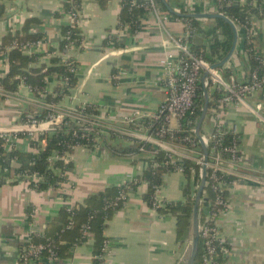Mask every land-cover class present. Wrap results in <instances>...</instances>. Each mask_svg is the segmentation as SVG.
Segmentation results:
<instances>
[{
	"label": "crops",
	"instance_id": "1",
	"mask_svg": "<svg viewBox=\"0 0 264 264\" xmlns=\"http://www.w3.org/2000/svg\"><path fill=\"white\" fill-rule=\"evenodd\" d=\"M66 2H8L6 18L0 20V49L6 35L22 34L25 22L35 19L38 24L30 33L41 37L40 44L23 50L26 55L38 56L34 66L48 67L54 56L61 57L63 62L71 58L77 66V86L56 104L60 110L89 105L115 123L137 111L148 119L156 115L166 99L161 61L168 54H177L171 39L183 37L186 25L158 5V14L148 12L141 16L138 34L131 30L121 32L118 26L122 0H108L105 4L85 0L79 23L83 42L74 50H60L62 30L71 25V18L64 11ZM169 4L177 13L183 11V14L219 12L215 0H169ZM199 21L203 26H211L210 32L213 31L214 20ZM252 33L255 53L264 57V18L256 20ZM238 35L236 51L224 67L231 71L228 81L234 79L237 83H247L252 64L243 50L244 33L238 30ZM8 66L9 53L0 52L2 77L7 75ZM60 85L62 82L58 77H48L45 92L52 94ZM0 91L10 95L7 98L0 94V127L20 122L28 107H37L31 103L32 98L36 99L32 88L24 80L15 93H6L1 86ZM246 101L253 108L262 105L264 115V89ZM222 125L229 130L236 129L238 149L243 158L236 172L231 166L223 165L242 179L228 191L230 210L219 221L221 235L230 250L223 256V264H264V123L246 106L233 104L224 110ZM171 128L177 131L178 122L173 121ZM214 128L211 113L204 120L201 133L208 135ZM116 143L123 147L128 144ZM40 147L45 144L21 135L14 150L36 153ZM151 161L150 154L114 156L103 145L95 148L79 146L71 155L73 167L66 173L67 181L41 192L30 187L27 181H4L0 170V264H19L27 243L34 237H44L63 208L82 205L90 196L125 186L141 175ZM185 184L184 173L165 174L161 200L183 201ZM147 192L145 183L130 191L123 208L108 222L104 232L108 242L104 264L185 263L189 243L187 240L184 243L178 241L176 218L171 214L160 215L150 208L144 198ZM73 238L67 236L66 240ZM94 245L92 235L73 246L68 257H42L35 264H93Z\"/></svg>",
	"mask_w": 264,
	"mask_h": 264
},
{
	"label": "trees",
	"instance_id": "2",
	"mask_svg": "<svg viewBox=\"0 0 264 264\" xmlns=\"http://www.w3.org/2000/svg\"><path fill=\"white\" fill-rule=\"evenodd\" d=\"M10 1L12 0H0V20L6 18V7ZM84 1L67 0L64 11L67 14L72 9L81 11ZM97 1L100 4L108 2V0ZM138 1L140 4L146 2V0ZM131 2L132 0L122 1L120 23L123 26L130 27L132 33H134L141 29L140 18L148 12L141 8L137 9L132 7ZM220 2L219 12L231 19L236 24V27L245 30L246 38L243 43V50L249 55L252 64L249 78L255 70H258L260 76H263L264 70L255 56L254 38L249 37V33L252 28V22L264 18V0H246L245 3H237L232 0H220ZM157 3L164 10L167 9L162 0H157ZM183 13L182 11L181 14ZM174 16L182 21L186 25V28H191L194 35L205 32L199 20L182 17L177 14ZM37 24V20L29 19L24 24L22 34L18 33L13 35V33H9L3 38L0 52L9 53V66L7 75L5 77L0 75V86L6 93H15L22 83V80H24L26 84L31 86L36 99L43 103L58 104L77 86L78 80L76 75L70 71V60L63 62L61 57L54 56L50 59V66L43 65L38 68L34 66L38 56H29L23 53L21 46L36 44L41 41L40 36H35L30 33L31 29ZM207 34L206 44L203 47L193 45L192 38V50L201 55L210 64L223 61L233 45L234 34L231 27L224 20L216 19L214 20L213 31H209ZM62 36L64 39L60 43V50H63L69 42H74L77 48L81 46L82 37L78 28L66 26L62 30ZM219 71L226 80L230 78V69L222 67ZM53 76L58 77L62 85L50 94L47 91L45 92L46 78ZM221 95V90H217L211 95L212 101L210 102L209 116L211 115L213 101ZM203 102V90L201 89L192 113L182 121V128L168 138L172 144L186 150H191L195 155L197 153H204L199 140L195 137V129L201 116ZM50 112V110L44 108L28 107L21 116V122H26L31 119L44 120ZM86 113L88 115H97L99 112L97 108L86 105ZM162 123H155L153 131H158ZM216 129L214 128V131ZM223 130L226 131V134L221 138V144L213 141L208 147L209 163L213 162L215 156H212V152L222 151L223 153L226 148L233 146L234 143L239 144L238 135L233 134V132L225 127H223ZM84 133L86 134L84 127L78 126L75 121L67 118L65 124L56 133L38 139L39 141L46 140V145L43 148L40 147L36 153L15 150L7 152L4 148V141L0 139V168L2 179L17 183L26 181L20 178L22 175L32 176L38 174L45 180L38 183L27 180L30 187L34 190L41 192L49 188H57L67 181L65 172L72 168L73 164L72 162L66 164L62 160H57L51 164L49 158L52 155H72L74 150L79 146L95 148L96 138H99L101 145L114 156H134L140 153L141 148H146L148 151L154 150L151 145L139 141H133V143H128L123 147L119 143H116L118 139L114 135H102L98 128L94 127H91V130L87 134L88 137L86 136L87 138L82 137ZM188 138L189 140H187ZM87 139L90 140L87 141ZM167 160L166 153L158 151L155 154V158L149 163L147 169L141 175L136 176L132 181L126 183L125 186L106 189L104 192L90 196L82 205H77L70 209L63 208L59 216L47 228L45 236L34 237L33 243H42L49 246L48 250L43 253V257H68V252L73 246L88 239L84 231L89 227V232L93 235L95 241L93 264H104L106 248L108 247L104 232L108 226V222L117 211L123 208L129 192L137 190L143 183L148 185V192L144 198L148 206L152 209L154 208L152 201L154 193L153 187L163 184L165 174L175 172V166H164ZM154 163H158V166L155 167ZM183 166L186 178V184L183 189L184 200L179 202H164L161 207L156 209V212L160 215L171 214L176 218V235L178 241L182 243L188 240L192 234L193 209L197 187L200 184V166L196 163L195 159H184ZM211 172L212 170L208 168L203 197L206 199L207 207L217 209L215 205L217 193L212 188V185L217 183L218 180L211 179ZM222 178L229 185L242 181V179L236 176L222 175ZM221 195L227 198L228 191H224ZM70 223L72 227L67 229ZM67 236H74V238L67 241ZM64 241H66L65 245H63ZM225 245L229 248L226 242ZM204 252V241L200 238L199 252L195 264H202ZM223 256L224 254L220 253L218 259L219 264H223Z\"/></svg>",
	"mask_w": 264,
	"mask_h": 264
},
{
	"label": "built area",
	"instance_id": "3",
	"mask_svg": "<svg viewBox=\"0 0 264 264\" xmlns=\"http://www.w3.org/2000/svg\"><path fill=\"white\" fill-rule=\"evenodd\" d=\"M215 3L219 9L221 3L220 0H215ZM131 6L155 14H158L159 10L157 0H146L143 4H140L138 0H132ZM218 14L223 13L218 12ZM68 15L71 18V25H69V27L78 28L80 30V11L72 9ZM255 22L256 21L252 22L249 37H253L252 31ZM118 29L121 32H123V30H131L130 27L123 26L120 22ZM237 29L244 33L245 40V30L238 27ZM139 31L140 30L135 31L134 34H138ZM193 37L194 34L192 29L186 28V33L183 37L171 39V43L174 44L177 54H168L165 59L161 61L164 70L163 84L166 99L161 105L158 113L153 117L149 119L145 118L141 112L137 111L132 115L123 116L118 123H115L110 117H107L99 110L97 115H88L86 113V106L60 110L56 104L43 103L38 99L36 100L32 98L31 103H34V105L39 108L50 110V114L44 120L31 119L26 122L20 121L10 126L0 127V139L4 141V148L7 152H11V150L13 151L15 149V144L21 135L29 139L37 140L40 137L56 133L65 124V120L69 118L75 121L78 126L85 128L86 134L84 133L82 135L83 138H87V134L91 130V127H94L98 128L102 135H114L118 139L117 141L127 143L139 141L151 145L154 149L153 151L141 148L140 153L150 154L152 159L155 158V154L158 151L165 152L168 160L164 163V166H175V172L184 173V159H195L196 163L200 166L201 176L202 167L204 165V155L201 153L195 155L193 151L186 150L169 142L168 138L176 132L171 128L172 122L177 121L178 130H180L182 128V121L193 111L195 102L198 99L199 91L201 89L203 91L204 89H207L208 91L214 89L216 91L220 90V87H223L224 89L221 90L222 95L213 101V106L211 108L212 118L215 123V128L217 129L208 135H202L203 143L207 148L213 141L221 144V138L226 134L222 125L223 113L227 107L233 104L246 106L264 123V115L261 112L263 109L262 105L259 104L253 108L248 105L246 101L249 96L264 89V75L260 76L259 71L255 70L251 73L247 83H237L234 79H231L230 81L226 80L219 69L210 70L213 64L205 61L201 55L192 50ZM112 39L114 38L112 37ZM82 42L81 38V44ZM39 44L40 41L36 44L23 45L21 46V50H27ZM76 48L74 42H69L64 49L66 51H71ZM255 56L264 70V57L256 53ZM68 60L71 61V58ZM70 71L75 75L77 73V66L72 61ZM207 72H209V76L206 79H203ZM0 94H2L1 91ZM6 97H10V95H6ZM211 101L210 95V102ZM159 122H163L160 129L158 131H153L154 124ZM229 131L237 135L236 129ZM88 140L90 139H87V141ZM187 140H189V138ZM41 142L46 145V140H41ZM100 144V139L96 138V147H99ZM57 160H62L64 163L68 164L71 162V155H52L49 158L51 164ZM242 162L243 158L239 152L238 144L234 143L233 146L226 148L223 153L222 151L216 152L213 162L207 164V169L210 168L212 170L211 179L218 180L217 183L212 185V188L217 193L215 200L217 209L202 206L200 211L199 232L200 238L204 241L205 248L202 264H219L218 259L220 253L229 254L230 250L226 247L225 241L221 235L219 221L221 217L229 212L230 203L228 198L221 195V193L224 191H230L236 183L234 182L229 185L223 180L222 175L236 176V169ZM225 164L231 166L235 172H233L234 170L232 171L224 168L223 165ZM154 166L157 167L158 163H154ZM68 170L65 172V175ZM20 178L36 183L45 180L38 174L32 176L22 175ZM153 191V209L156 211V209L164 204L161 200L162 185L154 186ZM71 227L72 224L70 223L67 226V229H70ZM84 234L88 238L92 236L89 232V227L86 228ZM48 248V245L42 243L35 244L33 243V239H31L20 255L19 264H35L37 260L43 257V253L47 251Z\"/></svg>",
	"mask_w": 264,
	"mask_h": 264
},
{
	"label": "water",
	"instance_id": "4",
	"mask_svg": "<svg viewBox=\"0 0 264 264\" xmlns=\"http://www.w3.org/2000/svg\"><path fill=\"white\" fill-rule=\"evenodd\" d=\"M163 3L165 4L167 10L173 14V15H179L182 17H186V18H191V19H197V20H207V19H212V20H216V19H222L224 20L232 29L233 34H234V40H233V45L232 48L230 50V52L228 53V55L226 56V58L223 61H220L216 64H213L210 68V70H216V69H220L222 67H224L233 57L237 45H238V39H239V35H238V29L236 27V25L234 24V22L229 19L227 16L223 15V14H202V13H193V14H181V13H177L175 10H173L169 4V0H162ZM210 27L211 26H203L204 28V33H198L195 34L193 37V45H195L196 47H203L204 46V42L208 37V32L210 31ZM209 76V72L205 73L203 79H206ZM223 87H220V90H223ZM215 93V90L212 89L210 91H208L207 89H204L203 91V107H202V111H201V116L197 122L196 125V129H195V137L199 140L202 149H203V155H204V165L202 167V171H201V176H200V184L199 187L197 189V194H196V198H195V204H194V209H193V219H192V242L189 245V249L187 250L186 255L184 256V264H195V260L197 258L198 252H199V243H200V232H199V224H200V211L202 206H207L206 203V199H204L203 194H204V190L206 187V181H207V164L209 163V151L207 146L203 143L202 140V125L204 120L206 119L208 112H209V108H210V95H213ZM215 153L212 152V156H214Z\"/></svg>",
	"mask_w": 264,
	"mask_h": 264
},
{
	"label": "rangeland",
	"instance_id": "5",
	"mask_svg": "<svg viewBox=\"0 0 264 264\" xmlns=\"http://www.w3.org/2000/svg\"><path fill=\"white\" fill-rule=\"evenodd\" d=\"M198 187H199V184H198ZM197 187V188H198ZM188 241V243H189V245L191 244V242H192V234L190 235V237H189V239L187 240Z\"/></svg>",
	"mask_w": 264,
	"mask_h": 264
}]
</instances>
